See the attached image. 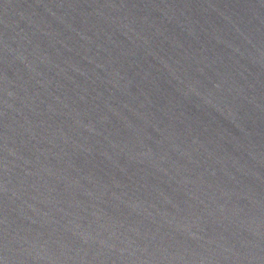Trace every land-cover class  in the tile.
Listing matches in <instances>:
<instances>
[{
	"label": "water",
	"instance_id": "obj_1",
	"mask_svg": "<svg viewBox=\"0 0 264 264\" xmlns=\"http://www.w3.org/2000/svg\"><path fill=\"white\" fill-rule=\"evenodd\" d=\"M0 264H264V0H0Z\"/></svg>",
	"mask_w": 264,
	"mask_h": 264
}]
</instances>
